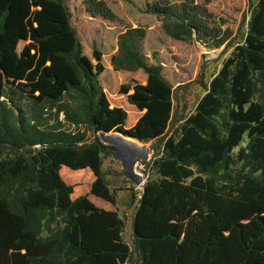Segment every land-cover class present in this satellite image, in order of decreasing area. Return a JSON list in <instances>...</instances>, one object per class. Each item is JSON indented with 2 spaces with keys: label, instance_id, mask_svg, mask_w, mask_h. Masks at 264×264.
Segmentation results:
<instances>
[{
  "label": "trees",
  "instance_id": "16d2710c",
  "mask_svg": "<svg viewBox=\"0 0 264 264\" xmlns=\"http://www.w3.org/2000/svg\"><path fill=\"white\" fill-rule=\"evenodd\" d=\"M248 1L243 42L168 135L181 87L148 63L144 31L127 28L118 52L104 55L72 27L64 0H0V148L16 150L0 160V183L15 178L26 193L23 214L0 199V264H128L134 252L136 264H264V102L255 100L264 86V0ZM86 6L112 17L102 1ZM146 12L175 40L196 35L221 48L230 39L192 0L158 1ZM14 98L21 104L11 107ZM53 110L88 124L93 139L62 129ZM101 132L163 142L147 163L157 179L144 185L132 218L134 250L102 170L115 147ZM40 209L65 214L61 240L30 226L29 214Z\"/></svg>",
  "mask_w": 264,
  "mask_h": 264
},
{
  "label": "rangeland",
  "instance_id": "374dc122",
  "mask_svg": "<svg viewBox=\"0 0 264 264\" xmlns=\"http://www.w3.org/2000/svg\"><path fill=\"white\" fill-rule=\"evenodd\" d=\"M86 1L64 0L71 14L72 27L77 30L89 47L97 48L104 55H111L118 52V36L122 32L127 28L141 29L145 32L142 45L148 63L160 66L163 77L175 88L181 87L175 96V115L168 135L177 134L185 119L195 112L199 100L205 94V85L222 68L224 62L232 57L236 44L243 42L251 19L248 0H192L212 14L213 24L211 26L219 27L223 31L228 30L231 33L230 39L221 48H213L204 41L198 40L196 35L186 41L169 37L163 30L162 18L146 12L147 5L158 1L181 4L188 0H99L104 2L111 12L112 17L110 18L100 15L93 16L87 10ZM226 45H229L228 48ZM1 100L5 101L4 98ZM255 100L264 102V86L261 84L257 86ZM17 104L21 102H17L16 98L13 104L8 102L11 107ZM56 113V110H53L49 115L55 120L53 122L57 120L62 129L84 133L89 141L93 139V132L88 124L83 122L78 125L74 124L67 120L64 114L57 115ZM97 137L100 139V133ZM136 143L150 150L149 160L145 161L146 164L141 162L136 172L143 177V182H147L148 179H157V175L147 163L160 154L163 142L136 141ZM247 144L248 139L245 137L233 152L236 159L239 149L246 147ZM15 153V148L11 146L2 147L0 148V160L13 157ZM235 169H241V164H236ZM102 170L116 198L119 214L126 220L124 240L134 250L132 218L141 198L144 184L137 186L131 181L114 155L103 157ZM24 189L25 185L21 181L7 177L0 183V199L7 200L15 212L23 214L26 194ZM29 222L30 226L44 239L61 240L63 238L65 214L62 212L47 209L35 210L29 214ZM66 251L67 247L64 245L62 254ZM62 254H59V259L63 260ZM138 261L139 256L134 252L132 261L128 264H136Z\"/></svg>",
  "mask_w": 264,
  "mask_h": 264
},
{
  "label": "water",
  "instance_id": "95a60500",
  "mask_svg": "<svg viewBox=\"0 0 264 264\" xmlns=\"http://www.w3.org/2000/svg\"><path fill=\"white\" fill-rule=\"evenodd\" d=\"M126 139L136 140L127 136L123 138L121 135L100 133V140L103 144L115 147L114 158L121 163L125 175L137 186L145 185L146 182L142 181L143 177L136 172V168L141 162L149 160L150 150L146 147H138Z\"/></svg>",
  "mask_w": 264,
  "mask_h": 264
},
{
  "label": "bare ground",
  "instance_id": "6f19581e",
  "mask_svg": "<svg viewBox=\"0 0 264 264\" xmlns=\"http://www.w3.org/2000/svg\"><path fill=\"white\" fill-rule=\"evenodd\" d=\"M111 135H121L123 138L125 137V136H123V135L120 134V133H113V134H111ZM126 140L129 141V142H131V143H133V144H135V145H137L138 147L145 148L144 146H142V145L136 143L137 140H130V139H126ZM142 181H143V180H142Z\"/></svg>",
  "mask_w": 264,
  "mask_h": 264
},
{
  "label": "built area",
  "instance_id": "2783aa9c",
  "mask_svg": "<svg viewBox=\"0 0 264 264\" xmlns=\"http://www.w3.org/2000/svg\"><path fill=\"white\" fill-rule=\"evenodd\" d=\"M144 182H145V181H144ZM141 185H142V184H141ZM141 185H140V186H141Z\"/></svg>",
  "mask_w": 264,
  "mask_h": 264
},
{
  "label": "crops",
  "instance_id": "0c3cea01",
  "mask_svg": "<svg viewBox=\"0 0 264 264\" xmlns=\"http://www.w3.org/2000/svg\"><path fill=\"white\" fill-rule=\"evenodd\" d=\"M115 53H117V52H115Z\"/></svg>",
  "mask_w": 264,
  "mask_h": 264
}]
</instances>
